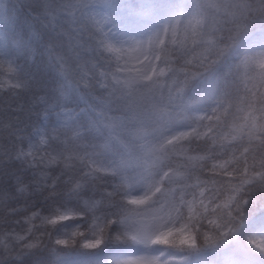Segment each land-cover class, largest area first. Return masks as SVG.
Returning a JSON list of instances; mask_svg holds the SVG:
<instances>
[{"label":"snow or ice","instance_id":"1","mask_svg":"<svg viewBox=\"0 0 264 264\" xmlns=\"http://www.w3.org/2000/svg\"><path fill=\"white\" fill-rule=\"evenodd\" d=\"M37 3L0 44V264L45 250L35 264H74L109 239L143 248L107 264H189L171 250L224 245L212 264H264V232L246 230L264 220V0ZM41 43L55 102L30 70ZM194 80L207 86L188 99ZM36 193L48 203L29 207Z\"/></svg>","mask_w":264,"mask_h":264},{"label":"trees","instance_id":"2","mask_svg":"<svg viewBox=\"0 0 264 264\" xmlns=\"http://www.w3.org/2000/svg\"><path fill=\"white\" fill-rule=\"evenodd\" d=\"M174 0H157L162 6L173 3ZM121 6L124 4L123 0L119 3ZM38 11L37 0H7L4 6H0V25L3 28L7 41L11 42L14 39L22 36L26 31L30 29V26L35 19L36 13ZM113 13H118L116 15V20L119 21L122 18L123 8L112 9ZM152 21H143L140 23V27H145ZM46 39V37H45ZM250 39V38H249ZM249 39L241 37L243 44H247ZM14 50L10 48L9 55H12ZM236 59L235 50L231 53L225 54L221 62L216 66L214 74L217 76L225 75L229 68L232 66ZM17 62H21V58L17 57ZM30 63V70L33 71L46 85V91H48L50 97H52L53 102H55V87L57 83L53 81L54 73L47 66L46 56L43 55V43H41L37 57L34 61ZM58 80V78H57ZM207 86L206 80H194L192 81L188 88L186 89V97L188 99H196L200 96L202 90ZM79 108L85 107L83 101L79 99L76 100V104ZM6 178L4 170L0 169V193L5 190ZM45 194L36 193L32 200L28 202V206L33 205L39 206L41 204H47L48 201L44 199ZM15 206V205H13ZM74 206L72 203L69 205ZM4 216V212L0 211V217ZM15 217H9L8 222L11 223ZM79 222V221H77ZM264 226V220L260 218L259 213L251 216L246 223V230L251 232H257L261 227ZM142 245L136 244L132 241H114L106 240L103 245L98 249H81L78 252H74L69 258L72 261L82 262L86 264H107L109 260L114 257H118L121 254H135L142 249ZM227 245L221 246V248H205L200 252L193 251L191 254L187 251L171 250L177 256H186L188 258L189 264H212L213 261H219L224 255V248ZM50 258V254L45 250L37 255L25 257L24 259L29 262V264H35L36 261L47 260Z\"/></svg>","mask_w":264,"mask_h":264},{"label":"rangeland","instance_id":"3","mask_svg":"<svg viewBox=\"0 0 264 264\" xmlns=\"http://www.w3.org/2000/svg\"><path fill=\"white\" fill-rule=\"evenodd\" d=\"M7 0H0V6H4V3L6 2ZM163 16V12H161V17ZM154 21H152L151 23H153ZM6 40V37L0 27V44H2L4 41ZM249 43V42H248ZM258 232H264V226L258 231ZM136 254H139L136 253ZM122 256H125V255H121L119 257H122ZM74 264H86V263H82V262H77V261H73Z\"/></svg>","mask_w":264,"mask_h":264},{"label":"clouds","instance_id":"4","mask_svg":"<svg viewBox=\"0 0 264 264\" xmlns=\"http://www.w3.org/2000/svg\"><path fill=\"white\" fill-rule=\"evenodd\" d=\"M117 2L120 3V0H117ZM123 3L124 4H137V3H139V0H123ZM101 10H103V9H101ZM52 78H53L54 83H58V80H57V77L55 76V73H54ZM72 103L76 104V101H73Z\"/></svg>","mask_w":264,"mask_h":264}]
</instances>
